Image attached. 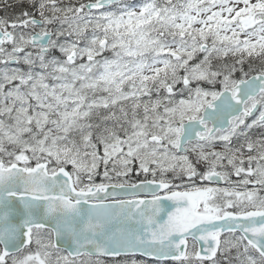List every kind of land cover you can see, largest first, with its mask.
<instances>
[{
	"label": "snow or ice",
	"instance_id": "6c2138e0",
	"mask_svg": "<svg viewBox=\"0 0 264 264\" xmlns=\"http://www.w3.org/2000/svg\"><path fill=\"white\" fill-rule=\"evenodd\" d=\"M0 13V264H264V0Z\"/></svg>",
	"mask_w": 264,
	"mask_h": 264
},
{
	"label": "rangeland",
	"instance_id": "374dc122",
	"mask_svg": "<svg viewBox=\"0 0 264 264\" xmlns=\"http://www.w3.org/2000/svg\"><path fill=\"white\" fill-rule=\"evenodd\" d=\"M0 15H2V13H0Z\"/></svg>",
	"mask_w": 264,
	"mask_h": 264
}]
</instances>
